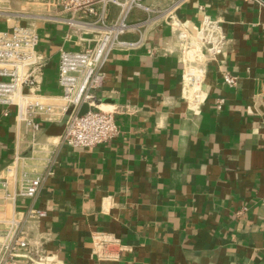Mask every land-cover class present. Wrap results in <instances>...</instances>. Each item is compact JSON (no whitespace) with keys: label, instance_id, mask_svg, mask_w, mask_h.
I'll return each mask as SVG.
<instances>
[{"label":"crops","instance_id":"1","mask_svg":"<svg viewBox=\"0 0 264 264\" xmlns=\"http://www.w3.org/2000/svg\"><path fill=\"white\" fill-rule=\"evenodd\" d=\"M143 3L154 11L132 8L120 36L139 46L110 50L99 69L98 107L114 112L119 133L70 147L59 53L93 45L119 8L95 4V21L55 0H0V31L38 35L35 95L55 108L32 132L0 105V234H22L47 264H264V0ZM170 15L190 30L209 17L226 35L197 104L183 93ZM23 175L41 177L34 197L16 195Z\"/></svg>","mask_w":264,"mask_h":264},{"label":"built area","instance_id":"2","mask_svg":"<svg viewBox=\"0 0 264 264\" xmlns=\"http://www.w3.org/2000/svg\"><path fill=\"white\" fill-rule=\"evenodd\" d=\"M65 12L94 15L95 21H102V14L95 4H111L119 8V16L114 24L100 32L94 44L80 50H61L57 67V82L62 89L64 104L59 107L63 113L69 112L64 122L61 142L70 147H90L106 142L119 133L114 112L98 107L97 90L103 83L100 66L112 49L132 50L140 41L120 38L129 25L125 18L129 11L141 8L153 12L143 0H55ZM168 24L175 34L178 51L184 67L182 89L188 100L194 104L204 97L203 80L207 65L217 61L225 43V32L217 20L205 17L190 30L180 19L170 15ZM38 35L28 26L14 25L11 32L0 31V105L1 115H11L18 123L32 132L39 129L37 117L55 111L54 105L41 101L35 94L38 77L44 64V57L36 50ZM223 81L232 86L236 80L225 73ZM87 106L84 113H77L76 107ZM22 187L16 193L19 197H34L41 185V177L23 175ZM7 180L0 175V187L5 188ZM29 213L38 217L44 211L33 209ZM47 264L48 258L38 247L31 245L22 234L2 236L0 234V264Z\"/></svg>","mask_w":264,"mask_h":264},{"label":"water","instance_id":"3","mask_svg":"<svg viewBox=\"0 0 264 264\" xmlns=\"http://www.w3.org/2000/svg\"><path fill=\"white\" fill-rule=\"evenodd\" d=\"M68 115H69V112H67V113L64 115V117H63V119H62V123H64V122L66 121Z\"/></svg>","mask_w":264,"mask_h":264}]
</instances>
